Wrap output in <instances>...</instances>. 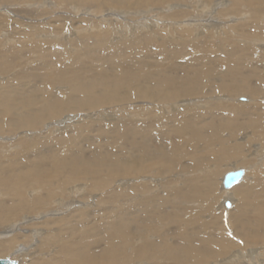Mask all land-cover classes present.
<instances>
[{
	"label": "bare ground",
	"instance_id": "6f19581e",
	"mask_svg": "<svg viewBox=\"0 0 264 264\" xmlns=\"http://www.w3.org/2000/svg\"><path fill=\"white\" fill-rule=\"evenodd\" d=\"M58 1L57 10L110 4L140 17L79 14L55 26L48 7L31 3L5 7L20 19L0 14V76L15 81L0 82V256L17 264H264V69L251 62L264 63V0H214L215 18L160 10L183 1L204 10L203 0ZM226 17L237 22H219ZM153 50L169 60L167 71L149 63ZM35 55L43 61L30 68L25 57ZM80 122L74 136H44ZM92 131L95 144L78 140ZM17 132L18 145L5 142ZM235 158L230 172L244 174L231 188L223 185L229 171L221 178L219 207L230 200L233 209L236 199L225 196L236 192L237 212L228 223L201 222L198 211L215 209L221 163ZM175 171L181 183L163 176Z\"/></svg>",
	"mask_w": 264,
	"mask_h": 264
},
{
	"label": "rangeland",
	"instance_id": "374dc122",
	"mask_svg": "<svg viewBox=\"0 0 264 264\" xmlns=\"http://www.w3.org/2000/svg\"><path fill=\"white\" fill-rule=\"evenodd\" d=\"M214 0H210V1H208V0H203L202 2V7L204 8V10H201L200 8H199V5H194L193 3H190L189 1H183V2H174V3H178V5L179 6H181V7H179V8H175V9H173V10H171V9H167L166 10V8H169V7H167L170 3H167V4H165V5H162V6H160V10L162 11V13L163 14H172V13H174V12H176L177 10H181V9H184V8H187L188 9V11H193V12H195V13H199V12H203L204 14L205 13H208V15H210V17H213V18H215L216 16H217V13L213 10V9H210V7H211V4H212V2H213ZM16 3H18V4H16ZM26 3H31L32 4V6L31 7H34V8H36V10H41L42 8L43 9H45V7H48V8H46V9H48L49 10V15H50V17L55 21V26H58V25H61V24H63V23H67V25H69V21H68V19H66V17L65 16H76V15H79V14H81L80 15V17H82V18H86L87 16H89V14H91V13H93V15H97V16H100V17H98V19H103V18H106L107 16H106V14L107 15H114L112 18L114 19L117 15V13H122V12H124V13H126L128 16H129V18H134V19H138L140 16H138V15H136L134 12H138L136 9H131V8H125V7H118V6H114V5H110V4H107V5H105V6H102V7H98L97 6V4H94V5H89V4H80V5H76L77 7H78V11H79V14L76 12V11H74V10H72V9H70V8H64V9H62V10H57V7H55L56 5H58V4H60L59 3V1L58 0H33V1H28V0H23V1H16L15 3H12V5H10L11 7H15V8H18V9H21V6L23 5V4H26ZM44 4V6H43V4ZM211 3V4H210ZM0 4H2V5H0V14L1 15H3V16H8V15H13L14 16V14L13 13H11V11L9 12V10H7V9H5V7H10L7 3H5V2H3V1H0ZM14 4V5H13ZM231 4V1L230 0H228V3H227V6L228 5H230ZM189 5H191L192 7L190 8L189 7ZM3 8H2V7ZM55 9V10H54ZM210 9V10H209ZM57 10V11H56ZM149 11V9L147 10V12ZM146 12V13H147ZM2 13H5L6 15H4V14H2ZM124 13H122V14H124ZM145 13V14H146ZM8 14V15H7ZM116 15V16H115ZM143 15V14H142ZM141 15V16H142ZM144 16V15H143ZM146 16L148 17V18H154V19H157V18H159V19H162L161 21H159V23L157 22V24H160V25H164V24H167L168 22H171V21H173V19H168L167 17L166 18H161L157 13H155V16L153 17V16H148L147 14H146ZM15 18H13V19H20L21 17L20 16H18V15H16L15 14V16H14ZM23 20H24V18H22ZM187 19H188V17L186 16V18H184V19H176L175 21H177V22H180L181 20H186L185 22H187ZM217 19V18H216ZM229 19V20H228ZM25 20H27V19H25ZM179 20V21H178ZM214 20V19H213ZM237 18H235V19H231V18H229V17H226V18H224V19H222L221 21H219V19H218V21L219 22H225V21H228L230 24H235L237 21ZM53 21V22H54ZM213 21H210V22H205L204 24H206L207 25V29L206 30H212V29H214V28H212V23ZM52 23V22H51ZM15 24V23H14ZM13 26H15V25H13ZM78 26H80V25H78ZM60 27V26H59ZM182 27V26H181ZM80 28V27H79ZM79 28L77 29V30H79ZM132 29V27H130V30ZM70 35V33H67V34H65L64 36H66V37H68ZM122 39L124 40V39H126V38H123L122 37ZM164 38H162L161 40H163ZM64 41V40H63ZM164 41H167V42H171L170 41V39L169 38H167L166 37V39H164ZM160 42V41H159ZM196 42H195V40H193V38L187 43V45H188V47L189 46H192V45H194ZM188 51H190L192 54H193V51L192 50H194V49H192V48H190V49H187ZM217 52H218V54H213L214 55V57H218L217 55H219V57L220 58H222V55H223V53H220L218 50H217ZM156 54H157V50H153V51H151L150 52V55L148 56L149 57V63H152V64H154V63H160V64H162L163 66H164V69H162V68H159V71L160 72H164V71H167L169 68H167L166 66L168 65V62H169V60H165V62L163 63V62H159L158 60L160 59V58H156L155 56H156ZM36 56V55H35ZM25 58H30L32 61H33V63L32 64H30V68H32V67H36V66H39V63H41V61H43V60H37L38 59V57L36 56V58H34V59H32L30 56H26ZM255 60H257V59H254V58H252V60H251V62H252V65H254L255 64V67H257V68H259L260 70H263L264 68H262L263 66H264V63H261V64H258V65H256L257 64V62H255ZM229 64H231V63H229ZM231 66H232V64H231ZM221 69V68H220ZM219 71V70H218ZM218 71H216V73L218 72ZM219 73V72H218ZM217 73V74H218ZM220 74V73H219ZM9 76H12V75H9ZM1 77H3V78H5V79H1ZM212 77V76H211ZM206 78H208V79H206L205 80V82H206V85H208V84H211V82H210V79H209V77H206ZM1 81H5V82H8L9 81V77L7 76V75H5V76H0V82ZM205 82H204V84H205ZM0 84H3V83H0ZM7 84H9V85H13V84H15V81L14 80H10ZM2 90H4V88H2ZM137 106V105H136ZM139 106V105H138ZM138 106L136 107L137 109H134L135 111H139L140 112V110H141V112H143L142 111V108H138ZM208 110V109H207ZM205 111V110H204ZM188 112V111H187ZM79 113H82V112H79ZM145 113H149V115L148 114H146L147 116H155L156 114H157V112H154V113H151V111H148V110H146L145 111ZM120 114H121V112H119V113H117L116 114V116L118 117V118H120V119H124V118H122V117H120ZM190 114H193V112H191ZM208 114H205V116L204 117H202V119H204V120H206L207 121V119L210 117V115H208ZM207 116V117H206ZM58 118V117H57ZM148 119H149V117H147ZM62 119V118H61ZM204 120H202V121H204ZM56 121V120H55ZM55 121H52V122H55ZM89 122V120H87V123ZM98 122L99 123H101V124H106V122L107 121H101V120H98ZM121 122V121H120ZM87 123H85V124H87ZM92 123H94V122H92ZM84 124V122H80V123H73V124H70L64 131H62V132H54V131H47V132H45L44 134V136H45V138L47 139L48 137H58V136H61V135H67L68 137H71L72 135L74 136V134H75V132L73 131V129L74 128H78L79 126H83V125H85ZM94 126H96V125H94ZM41 129L43 130L44 129V127H41ZM161 129H163L162 127H161ZM47 130V129H46ZM45 130V131H46ZM19 134L20 133H14V134H7V135H5L4 137L5 138H10V139H5V142H10V143H14V144H17L18 145V142H19V140L20 139H23V138H21L20 136H19ZM98 133H97V131H92L91 133H86L85 134V136L86 137H89V136H92V137H94V138H92V139H87V140H81V139H78V140H80V141H82L84 144H91V145H93V144H95L96 142H98V140L95 138V136L97 135ZM245 134L246 133H241L240 135H239V137L240 138H242L243 136H245ZM185 136H188V135H185ZM25 137H27L26 135H25ZM238 140V139H237ZM241 140V139H240ZM240 140H238L239 142H241ZM109 141V140H108ZM107 141V142H108ZM238 141H236V142H238ZM105 142H106V140H105ZM227 142V141H226ZM232 143L234 144L235 142H233L232 141ZM253 144H257V142H255V143H253ZM94 148L95 147H89V146H87V145H85V150H87V151H90V149H91V151L92 150H94ZM113 148L115 149L114 150V152L113 151H111L110 149H106V150H109V151H111V153H114V154H116V155H118V156H120L121 155V152H120V150L118 149V146H113ZM203 145H200V147H199V149H200V151H201V153L203 154ZM104 150V149H103ZM121 151H123V150H121ZM128 152H134L131 148H128ZM238 159L237 158H235L234 160H230V161H227V162H223V163H221V165H220V167H219V169H220V172H221V174L220 175H218L219 177H217L216 178V184H217V190H216V192H217V198H216V200H215V209H214V211L212 212V210H208V211H206V210H203V209H201V211H198L199 212V214H200V216H199V219H200V221L201 222H207V221H210V220H212L213 219V221L215 222L216 220L214 219L215 217H217V216H221V219H224L225 220V222L226 223H228V220H229V218L230 217H232L233 215H235V213L237 212V210H238V208H239V206H237V205H239L240 203H241V201L239 202L238 200V194H236V192H234V194H233V192H231L232 194L230 195V194H227V196H225V197H232V201L234 200L233 199V197L237 200H234V204H236L235 206H234V208L233 209H231L232 207H229L230 208V211H228L227 210V207L225 206V204H224V206H225V208H221V207H219L220 205H221V203H222V201L224 200L223 199V197H224V194H225V191H223L224 192V194H222L221 192H219L220 190H221V178L225 175V173H227L228 171L230 172V170H233L234 169V167H237L236 165L234 166L233 165V163L234 162H236ZM239 160H241V158L239 159ZM184 161H186V163H189L190 162V160H189V158L187 159V160H184ZM248 162L250 163V161L248 160ZM248 163V164H249ZM248 164H238V167H247L248 166ZM253 165V162H251V166ZM222 166V167H221ZM231 167V168H230ZM198 170H200L201 171V169L199 168ZM264 170V167L262 168V171ZM180 172L182 173H184V171L183 170H180ZM179 171H175V172H172L170 175L171 176H169V174L167 173V174H164L163 176L165 177V178H171V177H173V178H175L176 180H179V182L178 183H181L180 182V179H177V178H179V176L177 175V174H179L180 173ZM264 172V171H263ZM262 172V174H260V178H261V180H263L262 181V183H264V173ZM174 173V174H173ZM254 175H256V171H254ZM253 174L251 175V176H249V178H247L248 180L247 181H250V180H252L254 177ZM161 176V175H160ZM259 177V176H258ZM127 178H130V177H127ZM181 178V177H180ZM244 182H246V181H244ZM233 190V189H232ZM236 194V195H235ZM233 195V196H232ZM4 198H6V197H4ZM230 201V200H229ZM235 201H236V203H235ZM129 202V201H128ZM125 205H126V207L128 206V204L127 203H125ZM195 208H197L198 206H194ZM236 208V209H235ZM68 212H70V211H67V213ZM223 220V221H224ZM214 222H213V224H214ZM228 228V227H227ZM209 230H211V229H209ZM31 244V243H30ZM29 244V245H30ZM36 247V245H31L30 246V248H29V250H34V248ZM32 253H34L33 251L32 252H30V254H32ZM11 254H13V253H11ZM8 256V255H7ZM0 258H4V256L2 257V256H0Z\"/></svg>",
	"mask_w": 264,
	"mask_h": 264
},
{
	"label": "water",
	"instance_id": "95a60500",
	"mask_svg": "<svg viewBox=\"0 0 264 264\" xmlns=\"http://www.w3.org/2000/svg\"><path fill=\"white\" fill-rule=\"evenodd\" d=\"M243 174L244 171L242 169L227 173L223 180L224 187L231 188L233 185L237 184V182L242 178ZM225 206L227 208L231 207L229 200L225 202ZM0 264H17V262L9 258H2L0 259Z\"/></svg>",
	"mask_w": 264,
	"mask_h": 264
}]
</instances>
